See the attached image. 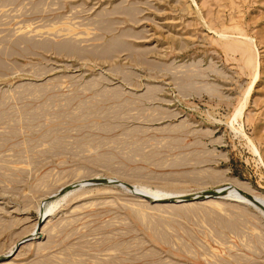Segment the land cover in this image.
<instances>
[{"label": "rangeland", "instance_id": "obj_1", "mask_svg": "<svg viewBox=\"0 0 264 264\" xmlns=\"http://www.w3.org/2000/svg\"><path fill=\"white\" fill-rule=\"evenodd\" d=\"M255 201L264 0H0V264H264Z\"/></svg>", "mask_w": 264, "mask_h": 264}, {"label": "bare ground", "instance_id": "obj_2", "mask_svg": "<svg viewBox=\"0 0 264 264\" xmlns=\"http://www.w3.org/2000/svg\"><path fill=\"white\" fill-rule=\"evenodd\" d=\"M248 50L249 49H247V52H248ZM246 52V51H245ZM243 54V53H242ZM248 54V53H247ZM251 56V55H250ZM248 57V56H247ZM247 59V62H248V64L250 63L251 64V58H246ZM245 61V60H244ZM246 62V63H247ZM251 66H253V64H251ZM254 67V66H253ZM249 68V67H248ZM111 183V182H110ZM112 183H114V182H112ZM115 184H119V183H115ZM129 189L132 191V192H134V193H136V194H138V195H141L142 197H144L145 199H147V200H151L152 198H151V196H148V195H146V194H144V193H142V192H140L139 190H136L135 188H133V187H129ZM222 196H223V193H219V192H217V193H211V194H207V195H204V196H200V197H197V198H190V197H185L186 198V200H188V201H190L191 199H199V200H204V199H220V198H222ZM153 200V199H152ZM175 201H178V200H175ZM3 264V263H2ZM8 264V263H7Z\"/></svg>", "mask_w": 264, "mask_h": 264}, {"label": "water", "instance_id": "obj_3", "mask_svg": "<svg viewBox=\"0 0 264 264\" xmlns=\"http://www.w3.org/2000/svg\"><path fill=\"white\" fill-rule=\"evenodd\" d=\"M142 195V194H141ZM147 200V199H146ZM253 204V203H252ZM256 208H259L262 212H264V203L259 202V201H255V205Z\"/></svg>", "mask_w": 264, "mask_h": 264}]
</instances>
